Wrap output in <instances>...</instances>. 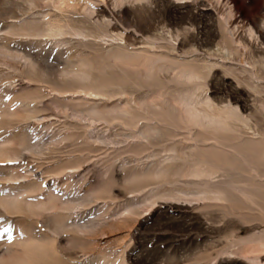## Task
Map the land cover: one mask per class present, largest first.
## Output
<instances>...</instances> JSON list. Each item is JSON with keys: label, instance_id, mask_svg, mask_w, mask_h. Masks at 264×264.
<instances>
[{"label": "rangeland", "instance_id": "374dc122", "mask_svg": "<svg viewBox=\"0 0 264 264\" xmlns=\"http://www.w3.org/2000/svg\"><path fill=\"white\" fill-rule=\"evenodd\" d=\"M26 239L33 264H264V0H0V264Z\"/></svg>", "mask_w": 264, "mask_h": 264}, {"label": "bare ground", "instance_id": "6f19581e", "mask_svg": "<svg viewBox=\"0 0 264 264\" xmlns=\"http://www.w3.org/2000/svg\"><path fill=\"white\" fill-rule=\"evenodd\" d=\"M15 6L20 8V4L19 3H15ZM43 25L45 26V28H41L40 30H36V32H34V33H25V34H34V35L45 34L46 36H55L57 34L64 33L61 30V26L60 25L51 24L49 21L45 22ZM34 28L35 27L33 25H30V27L27 30H32ZM20 29H22V27ZM194 77H195V75H194ZM85 93L89 94V95H94V96L97 95L96 93H93V92H85ZM97 119H100V117H97ZM49 200H50V198H49ZM19 202L20 201L15 199V198L9 199V200L4 202V207L5 206L6 207L9 206V207H13L14 208V207H17L19 205ZM21 245H22V247L24 249V252L27 253V255H29V258H30L24 264H33L34 257L36 255H39L42 252V248H40V246H37L34 243H32L31 240H29V239L24 240Z\"/></svg>", "mask_w": 264, "mask_h": 264}]
</instances>
